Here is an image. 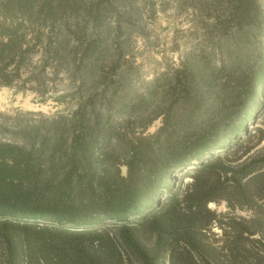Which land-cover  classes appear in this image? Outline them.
<instances>
[{
    "label": "trees",
    "instance_id": "16d2710c",
    "mask_svg": "<svg viewBox=\"0 0 264 264\" xmlns=\"http://www.w3.org/2000/svg\"><path fill=\"white\" fill-rule=\"evenodd\" d=\"M171 2L186 47L144 81L132 42L154 0H0V88L55 107L0 111V264H264V151L246 129L264 0Z\"/></svg>",
    "mask_w": 264,
    "mask_h": 264
},
{
    "label": "rangeland",
    "instance_id": "374dc122",
    "mask_svg": "<svg viewBox=\"0 0 264 264\" xmlns=\"http://www.w3.org/2000/svg\"><path fill=\"white\" fill-rule=\"evenodd\" d=\"M163 6H168L164 14L160 13V9ZM171 6V0H164L161 4L158 0H154L153 7L157 17L155 21H160L163 26H166L165 28L157 27L158 23L156 25V23H154L155 21L152 22L151 19L147 17L148 12L145 4L142 6L143 8L140 9L144 17L141 24L143 25L146 36L143 39L136 36L132 42L133 59L134 63L138 66L136 80L146 81L149 77L166 66L175 65L178 61V54L186 47V44L183 43L180 37L182 32L181 29L184 28L185 25L180 22V19L173 17V11L170 9ZM165 15L168 17H163ZM173 26L175 29H178L176 34L172 31ZM174 39L179 44L177 51L173 50L172 43ZM54 82L57 93L66 92L69 89L68 81L61 75H59L58 79ZM35 98V95L30 92L19 93L14 92L13 89L2 87L0 88V111L12 115L17 110H41L48 113L55 110L54 105L49 107L52 103H49V105L36 103ZM246 129L249 133V144H255L248 153L254 152L255 150L264 151V98L260 110L254 118L247 123ZM257 139L258 142L256 143ZM185 180H187V178L183 181L185 182ZM215 204L217 208L213 210L221 214L224 211L223 203L218 202V204ZM221 205H223L222 209L220 208ZM214 228L218 229L217 226H213L212 230L216 235H219L221 231L219 230V232H217Z\"/></svg>",
    "mask_w": 264,
    "mask_h": 264
},
{
    "label": "clouds",
    "instance_id": "9594fccd",
    "mask_svg": "<svg viewBox=\"0 0 264 264\" xmlns=\"http://www.w3.org/2000/svg\"><path fill=\"white\" fill-rule=\"evenodd\" d=\"M154 130H155L154 128L149 129V131H154ZM125 173H126V169H123L122 168V174H125ZM209 207L212 208V209H216L217 208V205L214 202H210L209 203ZM220 208L222 209L223 208V205H221ZM214 230L217 231V232H219V229L214 228Z\"/></svg>",
    "mask_w": 264,
    "mask_h": 264
}]
</instances>
